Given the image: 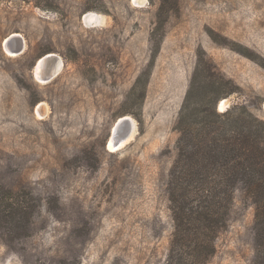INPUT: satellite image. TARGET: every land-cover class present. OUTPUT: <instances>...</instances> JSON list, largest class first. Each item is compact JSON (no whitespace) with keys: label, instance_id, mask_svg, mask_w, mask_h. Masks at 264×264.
Instances as JSON below:
<instances>
[{"label":"rangeland","instance_id":"374dc122","mask_svg":"<svg viewBox=\"0 0 264 264\" xmlns=\"http://www.w3.org/2000/svg\"><path fill=\"white\" fill-rule=\"evenodd\" d=\"M159 4L0 0V194L24 195L29 212L0 219V264H165L174 124L197 51L241 88L219 108L241 102L264 120V0H178L165 21ZM47 53L61 67L43 82L34 66ZM139 74L143 97L129 94ZM121 116L135 133L109 148ZM254 254L239 186L207 264Z\"/></svg>","mask_w":264,"mask_h":264},{"label":"trees","instance_id":"16d2710c","mask_svg":"<svg viewBox=\"0 0 264 264\" xmlns=\"http://www.w3.org/2000/svg\"><path fill=\"white\" fill-rule=\"evenodd\" d=\"M177 9L178 0H160L157 17L165 21ZM145 85L139 74L129 94L140 87L143 97ZM240 90L197 51L174 124L176 154L166 183L173 231L165 264H207L239 186L254 206V264H264V120L241 102L218 108ZM24 201V195L0 194V219L27 217Z\"/></svg>","mask_w":264,"mask_h":264},{"label":"bare ground","instance_id":"6f19581e","mask_svg":"<svg viewBox=\"0 0 264 264\" xmlns=\"http://www.w3.org/2000/svg\"><path fill=\"white\" fill-rule=\"evenodd\" d=\"M90 15V14H89ZM88 18H90V19H92V15H90ZM13 34H16V33H13ZM18 35V34H17ZM21 43V42H20ZM4 46H5V49L7 50V51H10V49L7 47V45L6 44H4ZM22 49V48H21ZM14 52V51H13ZM46 56H48L49 58H50V61H49V63L50 64H54V65H56V68H55V73L60 69V67H61V60H60V58H55V56H54V54H52V53H47L46 54ZM50 64H46V60H45V58H44V56L43 57H41V58H39L37 61H36V64H35V66H34V75H35V78L37 79V80H39V81H45V80H43V75H45L49 70H50V67H51V65ZM54 73V74H55ZM223 102H221V104H220V108L222 109L223 108ZM39 105V104H38ZM39 108V107H38ZM37 108V111L39 112L40 110ZM125 117H128V120H129V125H130V127H129V129H128V132H127V134H126V136L124 137V138H122L121 140H119L117 143H114L113 142V140H112V138H110V140H109V142H108V147L109 148H120V147H122L128 140H130L132 137H133V135H134V131H135V123H134V119H132L131 117H129V116H121L120 118H119V120H121V123H123V125L125 126L126 125V123L123 121V118H125Z\"/></svg>","mask_w":264,"mask_h":264},{"label":"water","instance_id":"95a60500","mask_svg":"<svg viewBox=\"0 0 264 264\" xmlns=\"http://www.w3.org/2000/svg\"><path fill=\"white\" fill-rule=\"evenodd\" d=\"M13 38H20V36L17 34H11L6 40L7 44L10 41V39H13ZM21 48H22V45H19V47L17 48V51H20ZM44 58L46 60V64H50L49 63L50 58L46 55L44 56ZM55 58H57V57H55ZM50 65H51L50 70L45 75H43V77H44L43 80H45V81L49 80L55 73L56 65H54L53 63ZM218 108H219V104H218ZM223 109H225V108H223ZM223 109H220V110H223ZM123 121L126 122L125 126L123 125V123H121V120H119L114 125V127L112 129V136H113L112 138H113L115 143H117L119 140H121L122 138H124L126 136L128 129L130 127L128 117L123 118Z\"/></svg>","mask_w":264,"mask_h":264}]
</instances>
